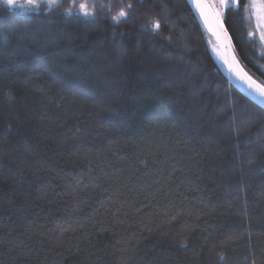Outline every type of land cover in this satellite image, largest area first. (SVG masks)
I'll return each instance as SVG.
<instances>
[{"label":"trees","instance_id":"16d2710c","mask_svg":"<svg viewBox=\"0 0 264 264\" xmlns=\"http://www.w3.org/2000/svg\"><path fill=\"white\" fill-rule=\"evenodd\" d=\"M260 2L221 19L264 85ZM38 5L0 0V264H264V109L190 1Z\"/></svg>","mask_w":264,"mask_h":264},{"label":"water","instance_id":"95a60500","mask_svg":"<svg viewBox=\"0 0 264 264\" xmlns=\"http://www.w3.org/2000/svg\"><path fill=\"white\" fill-rule=\"evenodd\" d=\"M189 1L191 3V6H193L195 10V13L200 18L203 27H205L208 36L214 39L217 49H219V54L222 57L224 69H226L232 81H234L235 85L238 86V88L241 90V92H243V94L247 98H249L252 102H255L259 107L261 106L264 109V97H261L257 92L253 90V88H250L246 81L250 77L252 81L256 82V84L262 86L264 85L261 84L259 81L253 79L248 73V71L243 68L240 60L236 56L235 50L231 43V38L228 35L227 29L222 19L220 18V25H222L223 31L221 30V27L217 25H211L210 30V25L205 23V20L201 16V12L197 8L194 0ZM201 2L210 4L209 0H201ZM215 10V8H209L206 10V12L208 14H211ZM214 32L219 34V38L217 34H214ZM226 61H228V63H226ZM237 72H239L240 76H243L244 79L239 78L236 74Z\"/></svg>","mask_w":264,"mask_h":264},{"label":"snow or ice","instance_id":"6c2138e0","mask_svg":"<svg viewBox=\"0 0 264 264\" xmlns=\"http://www.w3.org/2000/svg\"><path fill=\"white\" fill-rule=\"evenodd\" d=\"M194 2L196 3L197 8L200 10L201 12V16L204 18L205 23L210 25V30H211V25H217L221 27L222 29V25H220V17H221V12L217 9L215 11H213L211 14H208L206 12L207 9L209 8H216L215 5L213 4H206L201 2V0H194ZM232 2H236V0H232ZM4 5L8 8V9H13V8H23L26 6H31V7H38V0H26L25 4H18V0H3ZM229 3V0H219V9H223L224 7L227 6V4ZM47 4L49 6L51 5H55L57 4V0H47ZM128 7H131V5H128ZM253 8H256L258 11V18L264 19V0H261L260 3H253L252 4ZM79 10L83 15H91L92 13L88 10V6L85 3H81L79 5ZM69 14L71 13V9H68ZM120 17L125 16V12L121 11L119 13ZM113 19H118V17H114ZM161 27L160 22L159 21H155L152 23V29L154 31L159 30ZM218 35L219 38V34L215 33ZM262 39H264V36H262ZM226 63H228V61H226ZM238 75L239 78L244 79L243 76H240L239 72L236 73ZM246 83H248L250 88H253V90L255 92H257L261 97H264V86L256 84L255 81H252L251 78L249 77L248 80L246 81Z\"/></svg>","mask_w":264,"mask_h":264},{"label":"rangeland","instance_id":"374dc122","mask_svg":"<svg viewBox=\"0 0 264 264\" xmlns=\"http://www.w3.org/2000/svg\"><path fill=\"white\" fill-rule=\"evenodd\" d=\"M18 1H21V0H18ZM47 2V0H38V3H46ZM228 5H229V3H228ZM218 7V6H217ZM30 8H31V6H30ZM219 9V8H218ZM219 11L221 12V9H219ZM221 18V17H220ZM263 41H264V39H263ZM263 44H264V42H263ZM217 52H219L218 50H217Z\"/></svg>","mask_w":264,"mask_h":264}]
</instances>
